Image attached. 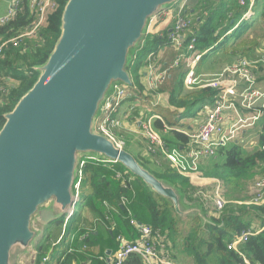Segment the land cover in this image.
Instances as JSON below:
<instances>
[{"label":"trees","instance_id":"obj_1","mask_svg":"<svg viewBox=\"0 0 264 264\" xmlns=\"http://www.w3.org/2000/svg\"><path fill=\"white\" fill-rule=\"evenodd\" d=\"M56 1L57 10L46 17L43 26L33 38L23 37L11 41L24 34L33 21L25 5L21 6L8 23L0 26V46L7 42L0 50V86L6 89L5 94H0V129L5 122L3 115L10 112L36 82L39 74L33 68L46 62L59 37L61 14L68 0ZM239 1L215 0V9L202 7L201 13L195 19L189 15L193 23L189 30L190 36L196 39V49L198 47L203 52L210 48L211 51L224 47L222 51L230 50L233 57L248 60L255 58V47L264 45L261 44L264 42V0L255 19L254 9L261 0H254L252 15L248 17H243L248 6L247 0H244V5H240ZM195 25L199 28L193 33ZM230 30L231 35L228 34ZM168 34L169 32H164L161 36L146 35L135 50L129 65L132 87L127 89L133 93L124 101L144 91L140 81L142 75L139 73L145 64L141 59L151 50L169 44ZM174 81L169 89V105L176 109L186 108V105L190 109L197 102L216 95V91L207 88L181 94L179 82L175 78ZM154 124L158 130L163 129L160 120ZM176 125L175 122L169 123L171 128ZM170 133L179 146H188V137L174 129ZM162 139L164 145L169 148L168 142ZM124 145L123 148L129 152V145ZM243 145L240 143L227 149L221 148L217 158L206 161L205 169L199 170L206 178L220 180L224 191L227 189L225 194L223 191L226 195L223 196L226 205L219 214L212 200L202 197L200 191L203 190L192 186L189 178L170 166L159 150L151 153L152 157L149 158L139 159L140 155L134 157L156 178L173 185L188 206L200 208L206 223L197 215H176L167 200L151 191L139 177L131 174L120 163L82 158L83 166L78 168L81 177L78 192L80 202L77 207L82 205L87 209L96 224L86 230V223L82 226L80 214L75 213L69 220H72L71 225L68 223L65 227L62 226L64 219L56 225H59L60 229L64 228V234L73 235V240L68 242L62 254L63 259L59 258L57 264H106L107 256H110L108 253L112 254L118 249V236L134 240V229L129 225L132 219L152 227L163 237L164 244L169 242L170 256L179 264H245V261L249 264H264V204H241L248 201L250 196L246 200L234 196L237 187L243 190L250 184L248 189H251L256 179L264 173V129L259 135L257 150L246 152L242 149ZM112 210L117 212V220L112 219ZM261 226L262 228H259ZM248 231L254 234L248 235L235 248H229L235 237ZM53 238L54 235L49 232L37 242V257L33 264H42L41 260L48 254ZM125 264L142 262L139 257L132 255Z\"/></svg>","mask_w":264,"mask_h":264},{"label":"water","instance_id":"obj_2","mask_svg":"<svg viewBox=\"0 0 264 264\" xmlns=\"http://www.w3.org/2000/svg\"><path fill=\"white\" fill-rule=\"evenodd\" d=\"M177 1L66 2L52 51L33 68L39 74L36 82L3 115L0 264H22L41 236L34 221L48 224L74 211L80 198L73 194V183L82 158L120 163L167 200L176 215H197L207 222L200 208L184 205L173 185L95 131L113 87H132L129 65L149 21Z\"/></svg>","mask_w":264,"mask_h":264},{"label":"built area","instance_id":"obj_3","mask_svg":"<svg viewBox=\"0 0 264 264\" xmlns=\"http://www.w3.org/2000/svg\"><path fill=\"white\" fill-rule=\"evenodd\" d=\"M4 0H0L2 2ZM7 10L4 16L0 17V26L8 23L20 10L22 5L33 17L31 25L26 29L25 33L11 41L19 40L23 37H34L38 30L43 26L46 17L52 14L58 8L56 0H6ZM240 5H244V0L239 1ZM254 0H247V10L243 17L252 15V6ZM175 7L167 10L166 15L170 16L173 21L168 34L169 44L174 46L177 51H181L184 46V37L192 27V19L186 15L185 10L188 6V0H178ZM189 41L186 43V51L194 56L193 62L199 59V55L195 51V37L188 36ZM7 42L1 44L0 50ZM147 60L154 57L152 52L147 54ZM186 57L180 53L170 68L178 67ZM258 64H264V58L248 60L245 58L237 59L232 64L226 66L216 75L208 76L200 79L195 76L193 68H190L183 78V85L186 89L191 90L199 82H203V87L216 91L213 97L212 105L206 108L205 120L200 124L196 132L188 135L189 143L185 153H181L176 148H167L158 133L148 123L142 126L143 136L151 145L149 152L153 153L159 150L162 156L177 170L180 174L196 170L197 165L207 159L215 158L218 150L225 148L229 142L237 139L238 135L246 129H251L263 116L264 110V90L257 84L255 71ZM164 74L157 73L156 69L148 66L147 85L149 90L155 91L162 84ZM127 87L123 85H115L112 92L105 99L103 106L96 118L95 131L109 140L116 146L120 147L119 139L115 133V129L121 127L117 113L124 102V99L131 94ZM6 89L0 86V94H5ZM260 101H262L260 103ZM259 103V104H258ZM260 105V106H258ZM233 114L235 120L228 126L225 114ZM243 143V142H242ZM124 144V143H123ZM83 166L80 162L78 168ZM264 169V163L262 164ZM81 172L78 170L77 177L73 183V194L78 196L80 187ZM253 195H249L250 199L241 204L260 206L264 204V173L258 177L251 188ZM203 198H210L216 212H222L226 205L219 188L213 192L200 191ZM75 211V210H74ZM69 213L64 218L63 226L67 225L74 214ZM130 226L137 232L134 240H127L122 236H118V249L110 256H107L106 264H125L128 258L135 255L140 258L142 264H179L175 262L169 253L170 243H163V237L152 227L137 223L134 219L130 220ZM253 232H245L234 238L229 248H235L238 243L243 242L246 237ZM254 234V233H253ZM46 258L42 260V264ZM22 264H29L23 263ZM245 264H249L245 261Z\"/></svg>","mask_w":264,"mask_h":264},{"label":"crops","instance_id":"obj_4","mask_svg":"<svg viewBox=\"0 0 264 264\" xmlns=\"http://www.w3.org/2000/svg\"><path fill=\"white\" fill-rule=\"evenodd\" d=\"M2 2L5 3V10H6L7 1L4 0ZM2 2H0V4ZM214 3H215V0H188V6L185 10V13L188 16L190 15L191 18L195 19L196 16L201 13L202 7L208 6L212 9H215V7L213 8ZM174 7L175 5L172 4L169 7H167V9L155 15L148 23L145 36L150 35V34L155 35V36L156 35L161 36L164 32H167V33L170 32V26L172 24L173 19L170 16H167L166 13H167V10L172 9ZM198 28L199 26L195 25L192 32L194 33L195 30H197ZM231 32L232 31L230 30L228 34L231 35L232 34ZM189 35H191V31L186 33L184 37L185 38L184 46L182 47L181 51H177L174 48V46H172L171 44H165V45H162L150 51L154 54V57L151 60H147V57H146L147 53L145 54V57L141 59V61L145 65L144 66L142 65L139 74L142 75L140 81L143 84L145 89L142 92V94L136 93L135 96H133L130 99L125 100L121 104L118 110V113H117L118 119L121 122V127L119 129L114 130L117 137L121 139L124 144L126 143L127 145H129V147H131L132 149H133V144L135 143V140H140V138H137V139L135 138L142 135V134L140 135L139 133L142 132L143 124L148 123L158 133L161 139L164 138L168 142L167 146H170L169 148H177L181 153H185V151L187 150V145L179 146L180 144L176 141L173 134H171L170 132L173 131L174 129L176 132L181 133L186 137H188L187 134L191 135L194 132H196L200 124L203 123L205 120L206 108L212 105L213 97H211V99L205 98L203 101L197 102L190 109H188V105H186V108H178V109L171 107L169 105V89H170V85L172 83L173 84L175 83L174 78L179 82L181 86V92H182L181 94H184L186 92H195L201 89H206V87H203L204 81L199 82L191 90L186 89V87L183 85V78L186 76L190 68H193L196 77L200 79H204L208 76H213V75L220 73L223 68L232 64L237 59H240L238 57H233L230 50L222 51L224 47L223 48L221 47L220 49L214 48L211 51H210L211 49L210 48L208 50H204L203 52H201L198 49V47L197 49L195 47V51L200 57L199 59L193 62L194 56L191 55L190 52H187L186 47H185L186 43L188 42ZM261 44H264V42H262ZM255 50H256L257 55L255 56V58H251V59L264 58V45L262 46L260 45L258 47L256 46ZM180 53L184 54L186 58L182 61V63L178 67L171 69L170 66L174 63V61L177 59L178 54ZM204 59H207L210 62L206 66H204L202 69H199V64ZM148 66H152L154 69H156L157 73L164 74V79H163L162 84L159 85L155 91L149 90L148 85H147ZM257 66L258 68L255 71L257 84L261 89L264 90V64H258ZM207 89H210V88H207ZM210 90L213 91L212 89ZM130 92L133 93L132 91ZM261 102L262 101H260V103ZM196 107L199 109V111H197L199 117H196L194 119L190 117H187L184 119L177 117L174 120L169 119L170 114H177V115L179 114V116H184L186 113L190 112L191 110H194ZM136 112H137V115H136ZM225 115L227 118H229L227 120V125L229 126L232 123V120H235V117L233 114H229V113ZM157 120H160L162 122L163 124L162 130H158L156 128L154 123ZM171 122H175L177 124L175 128L169 127V123ZM263 129H264V114L260 118V120L256 123V125H254L253 128L243 130L238 135L237 139L232 142H229L225 148L227 149L229 146L233 144L237 145L243 142V144L246 143L251 146L250 149H248L249 151H253L255 149L257 150V148L259 147L258 138ZM172 139L174 142L172 141ZM248 150L244 149V151L246 152H249ZM134 152H135V156L140 155L138 154L136 150H134ZM148 153H149V157H152L149 151ZM162 158L165 159L163 156ZM210 159L200 162L197 165L196 170H190V172H187L182 175L189 178L191 185L196 188H199L200 190H203L206 192H213L215 189L219 188L221 193H223L224 191L223 183L220 180L216 178H206L199 171L200 168L205 169L204 163ZM169 165L171 166L170 163ZM183 203L184 205H188L184 201ZM74 210H75L74 214L75 213L80 214V218L82 221L81 225L84 226L86 223L87 225L86 230H90L91 227L96 224V221L93 218L92 214H90L89 211L85 209L82 205H80V207L76 206ZM112 211H111L113 215L112 219L117 220L116 219V217L118 216L117 212L115 211L112 212ZM64 218L65 217L59 218L48 224H41L37 221H34V227L38 228L41 231L40 239L49 232L54 235L51 248L48 254L43 258V259L46 258V261L44 262V264H57V262L59 261V258L60 260H62L63 259L62 254L65 252L68 242L73 240L72 234L71 235H68V233L64 234V228L60 229L59 225L56 226ZM68 223L69 225H71L72 220ZM259 228H262V226ZM133 231H134V239H135L137 237V232L136 230H133ZM63 236H64V239H63ZM55 239L56 241L57 240L59 241L56 242L54 241ZM36 244L31 250H29L26 253L25 256H23L21 262L23 261V263L24 262L26 263L27 261H29V264L34 263L37 257V252L35 248ZM109 255H111V253ZM72 264H77V263L72 262ZM81 264H85V263L83 262ZM86 264H89V263H86Z\"/></svg>","mask_w":264,"mask_h":264},{"label":"rangeland","instance_id":"obj_5","mask_svg":"<svg viewBox=\"0 0 264 264\" xmlns=\"http://www.w3.org/2000/svg\"><path fill=\"white\" fill-rule=\"evenodd\" d=\"M221 1V0H220ZM261 6H263V0H261L260 2H259V4H257V6H256V8L254 9V12H255V17H254V19L258 16V14H259V11H260V7ZM6 10H7V6H6ZM6 10H5V3H1L0 4V15L1 16H4L5 14H6ZM5 11V12H4ZM0 16V17H1ZM207 59H204V60H202L201 62H200V64H199V69H202L204 66H206L210 61H208ZM128 89H130V88H128ZM197 111H199V109L196 107L194 110H191L190 112H188V113H186L184 116H179V114L177 115V114H170L169 115V119L170 120H174L175 118H177V117H180L181 119H184V118H187V117H190V118H192V119H194V118H196V117H199V115H198V113H197ZM177 115V116H176ZM140 135L142 134L143 135V132H141V133H139ZM141 135V136H142ZM141 136H138V137H136L135 139H137V138H140V140H135V143L133 144V149L134 150H136L137 152H138V154H140L141 156H140V158H148L149 157V153H148V150H149V146H150V144L147 142L148 140L144 137L143 138V136L141 137ZM161 138V137H160ZM175 140V139H174ZM172 141H173V139H172ZM174 142V141H173ZM119 144H120V147H124V144H123V142H119ZM250 145H248V144H246V143H244V145L242 146V149L244 150V149H250ZM128 149V151L130 152V154L133 156L134 155V157H136L135 156V152H134V150L131 148V147H128L127 148ZM175 149V148H174ZM219 151V150H218ZM249 151V150H248ZM217 158V156L215 157V158H212V159H216ZM137 161V160H136ZM138 162V161H137ZM249 185L250 184H248L243 190H241L239 187H237L236 189H235V191H237L236 193H235V195L234 196H236L238 199H243V200H246V199H248L249 198V195L251 196V195H253L254 194V191L252 190V189H248V187H249ZM227 190V189H226ZM226 190L224 191V194H225V192H226ZM223 193H222V196H225L226 197V195H224ZM225 197H223V198H225ZM23 262V261H22ZM25 263V262H24ZM26 263H29V261H27Z\"/></svg>","mask_w":264,"mask_h":264}]
</instances>
